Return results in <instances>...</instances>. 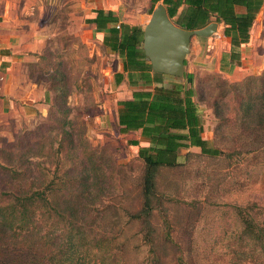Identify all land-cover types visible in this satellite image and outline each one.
Instances as JSON below:
<instances>
[{
  "label": "rangeland",
  "instance_id": "1",
  "mask_svg": "<svg viewBox=\"0 0 264 264\" xmlns=\"http://www.w3.org/2000/svg\"><path fill=\"white\" fill-rule=\"evenodd\" d=\"M118 3L123 20L149 21L151 0ZM72 4L74 0L60 1L45 60L30 70V77L49 94L45 115L11 140L0 138V163L12 158L15 165L22 152L8 155L5 144L26 134L21 146L28 145L20 162L30 170L29 186L37 187L39 179L68 186L69 192L63 189L55 200L74 204L64 210L75 225L72 238H67L70 232L58 224L60 220H51L57 223L54 227L45 220L40 230L46 236L35 245L45 264H151L145 233L154 242L155 264H179V257L183 264H264V249L247 237L241 239V220L249 222L259 213L254 223L264 224V151L227 158L205 156L198 148L181 149L177 164L153 171L147 188L146 169L137 152L148 143L138 133L122 134L117 124V103L142 85L115 83L120 57L84 31L85 12L75 13ZM222 30L218 24L210 37L192 38L185 71L194 76L202 138L231 153L249 150V139L263 133H239L237 100L231 98L229 85H242L247 77L262 72L245 74L242 67L231 76L217 72L225 50L219 48ZM165 79L166 85L177 80L187 85L184 78ZM39 166L45 169L44 176L38 175ZM6 182L10 187L8 180L0 179ZM146 197L149 205L144 211ZM139 214L141 220L130 218ZM61 245L64 248L54 257Z\"/></svg>",
  "mask_w": 264,
  "mask_h": 264
},
{
  "label": "trees",
  "instance_id": "2",
  "mask_svg": "<svg viewBox=\"0 0 264 264\" xmlns=\"http://www.w3.org/2000/svg\"><path fill=\"white\" fill-rule=\"evenodd\" d=\"M160 1L169 19L181 29L198 30L212 21L222 25L223 36L230 39L229 60L231 63L239 62L240 46L248 42L250 29L259 10L257 0H151L152 10ZM236 7L244 8V12H236ZM88 22L108 32V40H104V45L124 58V71H128L130 82L141 80L146 85L162 82L163 75L151 73V66L144 62L143 51L139 48L143 35L140 27L125 24L117 25L119 28L112 26L118 19L113 13H103L100 10L96 11V17L89 19ZM44 57L39 56V59L43 61ZM141 70L148 75L143 76L141 72L137 74V71ZM183 78L187 85L176 83L167 87H155L152 91H134L131 100L117 103L119 106L117 123L120 132L127 134L140 130V136L149 144L147 147H140L137 152V157L143 161L146 169L147 188L151 185L153 171L177 164L178 152L181 149L198 148L205 156L224 155L227 158L264 151V71L259 76L247 77L242 85H229L231 98L237 100L234 109L236 108L235 113L239 118L236 120L239 122H236L239 133H263L260 137L258 135L249 139L251 143L249 150L238 149L231 153L221 152L202 138L198 109L192 101L195 95L194 76L184 74ZM253 111L255 112L252 118ZM25 135L21 134L16 142L5 144L9 147L8 155H13V151L16 150L22 152L19 153L17 163L13 165L14 160L11 156H8L12 160L10 163H0V179L8 180L10 186L6 187L7 182L0 183V264H45L44 257L35 249L36 243H41L46 236L42 235L41 224L45 220H48L49 224L52 223V219L60 220L58 224L68 227V233L70 232L68 239L72 238L71 227L75 226L64 213V210L68 211L74 204L71 205L69 200L66 202L55 200L63 189L69 192L68 186L62 188V183L57 181L43 184L42 179L38 180L35 188L27 184L26 177L30 170L25 162H20L28 145L27 142V145L21 146L26 142ZM131 144L138 146V141ZM37 172L39 176H44L45 169L39 166ZM148 205L149 198L146 197L144 211H147ZM237 209L240 210V207ZM140 215H131L130 218L141 220ZM255 217L250 218L249 222L240 219L244 227L241 239L247 237L251 244L264 249V232L261 227L264 224L254 223ZM163 222L168 226L165 218ZM52 224L54 227L57 223ZM145 237V242L150 246L148 253L151 264H155L158 257L153 247L154 242L149 234L145 233ZM54 239L58 240L57 237ZM49 243L53 244V240L50 239ZM62 248L64 245L55 251L54 257L60 254ZM178 261L179 264H183L181 257Z\"/></svg>",
  "mask_w": 264,
  "mask_h": 264
},
{
  "label": "crops",
  "instance_id": "3",
  "mask_svg": "<svg viewBox=\"0 0 264 264\" xmlns=\"http://www.w3.org/2000/svg\"><path fill=\"white\" fill-rule=\"evenodd\" d=\"M60 1L0 0V138L11 140L23 128L29 127L36 121L39 115L44 116L46 113L47 105L50 102L49 94L42 84L37 83L30 77V70L32 65L39 62V56L44 55L48 43L53 37V28L51 27L58 24L57 14L61 6ZM257 1L259 10L250 29L248 42L240 46L239 62H230L228 56L230 39L222 36L219 48H225V50L220 55L217 72H224L231 76L240 67H242L245 74L258 75L264 71V0ZM118 2L119 0H74V4L71 6L72 11H75V13L85 12L87 24L84 31L91 33L98 45L108 49L110 48L104 45V40H108V32L96 24L88 22L89 19L96 17V11L113 13L118 19V22L112 25L115 27L120 24L137 26L141 28L143 34L146 25L143 21L130 23L123 20V9ZM158 3L155 4L154 8ZM236 12L243 13L244 8L236 7ZM139 48L141 49V45ZM116 55L118 56V54ZM120 59L121 63L114 74L115 83L118 85L124 83L142 85V88L134 89L120 101L131 100L134 91H152L155 87L169 86L165 84V78L170 76L165 75H163L160 84L146 85L141 80L130 82L128 71H124V58L120 57ZM144 62L148 63L145 60ZM186 65L187 60L185 58L183 75L192 74L191 71H185ZM140 72L143 73V76L148 75L143 70L137 71V74ZM176 83L184 85L180 80H177ZM192 101L194 102V97ZM200 124L202 127L201 133H204L201 119ZM133 132L141 133L140 130ZM146 143L148 142L146 141Z\"/></svg>",
  "mask_w": 264,
  "mask_h": 264
},
{
  "label": "water",
  "instance_id": "4",
  "mask_svg": "<svg viewBox=\"0 0 264 264\" xmlns=\"http://www.w3.org/2000/svg\"><path fill=\"white\" fill-rule=\"evenodd\" d=\"M217 26L213 22L198 30L181 29L169 19L165 7L158 4L143 29L141 50L144 60L154 74L181 78L191 39L208 38L216 32Z\"/></svg>",
  "mask_w": 264,
  "mask_h": 264
},
{
  "label": "built area",
  "instance_id": "5",
  "mask_svg": "<svg viewBox=\"0 0 264 264\" xmlns=\"http://www.w3.org/2000/svg\"><path fill=\"white\" fill-rule=\"evenodd\" d=\"M117 28H119V27L117 26Z\"/></svg>",
  "mask_w": 264,
  "mask_h": 264
}]
</instances>
